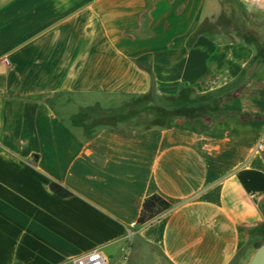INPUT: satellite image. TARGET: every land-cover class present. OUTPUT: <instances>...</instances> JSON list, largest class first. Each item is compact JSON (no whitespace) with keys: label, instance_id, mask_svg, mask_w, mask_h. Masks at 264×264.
Wrapping results in <instances>:
<instances>
[{"label":"crops","instance_id":"obj_1","mask_svg":"<svg viewBox=\"0 0 264 264\" xmlns=\"http://www.w3.org/2000/svg\"><path fill=\"white\" fill-rule=\"evenodd\" d=\"M212 1L0 0V264L246 263L264 235V38L212 30ZM182 89L201 109L168 126L99 124ZM151 194L170 207L139 225Z\"/></svg>","mask_w":264,"mask_h":264},{"label":"trees","instance_id":"obj_2","mask_svg":"<svg viewBox=\"0 0 264 264\" xmlns=\"http://www.w3.org/2000/svg\"><path fill=\"white\" fill-rule=\"evenodd\" d=\"M196 101L200 102L199 100H194L192 98L191 93L188 92L186 89H182L177 95L171 97L159 96L154 92H149L145 94L142 98H140L138 101L131 103L128 107L119 110L108 111L107 114H110L112 116H124L129 115L131 113L153 110L159 115H157L158 117L156 116L155 119H152V121H150V123L144 128H150L155 126L164 127L170 125L172 119L177 116H184L187 113L191 114L194 112L195 109L200 110V103H198V105L194 107V103ZM101 114L104 113H100L99 115L101 116ZM113 128L117 132L127 135H131V131L133 130L131 129L125 132L116 129L115 127ZM51 189L61 197H67L71 195V192L68 189L55 182L51 184ZM169 207L170 203L164 198H162L160 195L151 194L145 197L142 202L139 216L137 218V223L139 225L151 223Z\"/></svg>","mask_w":264,"mask_h":264},{"label":"rangeland","instance_id":"obj_3","mask_svg":"<svg viewBox=\"0 0 264 264\" xmlns=\"http://www.w3.org/2000/svg\"><path fill=\"white\" fill-rule=\"evenodd\" d=\"M215 14L211 15L210 28L223 26L228 32L239 31L253 38H264V0H213ZM215 26V28H216ZM159 115L153 110L112 116H98L99 124H106L122 131L141 129ZM158 117V116H157Z\"/></svg>","mask_w":264,"mask_h":264},{"label":"built area","instance_id":"obj_4","mask_svg":"<svg viewBox=\"0 0 264 264\" xmlns=\"http://www.w3.org/2000/svg\"><path fill=\"white\" fill-rule=\"evenodd\" d=\"M5 64H9V60L6 56H3L1 59ZM263 145L259 144V148H262ZM73 264H105L106 257L105 254L100 249H93L87 253L79 255L73 258Z\"/></svg>","mask_w":264,"mask_h":264},{"label":"water","instance_id":"obj_5","mask_svg":"<svg viewBox=\"0 0 264 264\" xmlns=\"http://www.w3.org/2000/svg\"><path fill=\"white\" fill-rule=\"evenodd\" d=\"M245 264H264V240L255 248Z\"/></svg>","mask_w":264,"mask_h":264}]
</instances>
